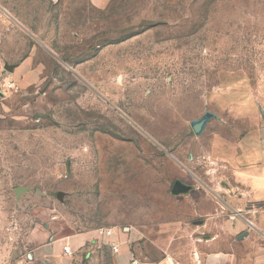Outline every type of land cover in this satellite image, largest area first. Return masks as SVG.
I'll use <instances>...</instances> for the list:
<instances>
[{
    "label": "rangeland",
    "instance_id": "obj_1",
    "mask_svg": "<svg viewBox=\"0 0 264 264\" xmlns=\"http://www.w3.org/2000/svg\"><path fill=\"white\" fill-rule=\"evenodd\" d=\"M263 112L264 0H0V264L189 260Z\"/></svg>",
    "mask_w": 264,
    "mask_h": 264
},
{
    "label": "crops",
    "instance_id": "obj_2",
    "mask_svg": "<svg viewBox=\"0 0 264 264\" xmlns=\"http://www.w3.org/2000/svg\"><path fill=\"white\" fill-rule=\"evenodd\" d=\"M241 146L233 169L234 185L224 182L217 211L208 214L207 226L202 222V229L211 235L203 250L197 247L186 261L168 258L143 264H264V127L242 138ZM214 220L217 228L210 225ZM62 250L57 243L42 246L45 256H57ZM129 253L121 251L130 263Z\"/></svg>",
    "mask_w": 264,
    "mask_h": 264
},
{
    "label": "water",
    "instance_id": "obj_3",
    "mask_svg": "<svg viewBox=\"0 0 264 264\" xmlns=\"http://www.w3.org/2000/svg\"><path fill=\"white\" fill-rule=\"evenodd\" d=\"M9 71L13 72V67L12 66H8L7 67ZM214 114L212 113H207L205 114L201 119L199 120H195L192 122V128L193 131L195 133L196 136H201L204 131L206 130L208 124L210 123V121L214 118ZM263 118H264V112H263ZM193 187L184 184L181 181H176L172 187V195L174 196H180V195H187L192 191ZM24 191H26V189L23 188H18L16 190V194L19 196L21 195ZM64 194L63 193H59L58 198L60 200H63Z\"/></svg>",
    "mask_w": 264,
    "mask_h": 264
},
{
    "label": "built area",
    "instance_id": "obj_4",
    "mask_svg": "<svg viewBox=\"0 0 264 264\" xmlns=\"http://www.w3.org/2000/svg\"><path fill=\"white\" fill-rule=\"evenodd\" d=\"M7 85H8V88L10 90H15V91L19 90V87H17V85L12 81L9 82ZM112 250H113V253L115 255H120L121 251H122L121 245L113 243L112 244ZM62 253L65 257H73L75 251L73 250V248L70 245H65V246H63ZM143 262L144 261L136 259L135 257H132L130 260V264H143Z\"/></svg>",
    "mask_w": 264,
    "mask_h": 264
}]
</instances>
